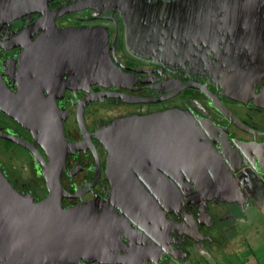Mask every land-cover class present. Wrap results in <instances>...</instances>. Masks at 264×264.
Here are the masks:
<instances>
[{
	"label": "flooded vegetation",
	"instance_id": "obj_1",
	"mask_svg": "<svg viewBox=\"0 0 264 264\" xmlns=\"http://www.w3.org/2000/svg\"><path fill=\"white\" fill-rule=\"evenodd\" d=\"M65 30L102 42L100 74L86 71L84 51L69 59L62 35V60L43 72L41 38ZM26 94L54 100L47 126L61 125L70 145L61 208L95 203L113 221L102 260L228 264L225 244L240 242L253 253L247 228L264 218V0H0V140L29 156L13 150L0 171L38 203L48 158L11 117L25 119ZM175 109L185 112L171 120ZM126 122L133 141L114 166L106 130ZM115 176L124 195H110Z\"/></svg>",
	"mask_w": 264,
	"mask_h": 264
},
{
	"label": "water",
	"instance_id": "obj_2",
	"mask_svg": "<svg viewBox=\"0 0 264 264\" xmlns=\"http://www.w3.org/2000/svg\"><path fill=\"white\" fill-rule=\"evenodd\" d=\"M92 32H89L91 39L86 43L81 42V38L87 39V33L78 35L70 30L54 31L56 36L51 35V38L43 36L41 39L43 42L46 39L47 44L42 51H38L42 56L43 72L49 66H53L56 62L60 63L62 60L63 52L56 50L55 46V40H60L59 35H62V38L66 40L62 39V44L67 45L69 59L71 54L75 56V61H79L84 51L85 59L88 58L86 71L100 74L104 65L101 55L107 56V54L102 51V42L95 41L96 37ZM65 33L68 37L64 36ZM29 59V57L26 58L27 69L33 70L34 66L30 65L33 63ZM105 60L110 63L108 56ZM20 97L25 98L21 102L26 111L23 115L25 119L22 120L13 114L11 117L32 132L35 143L43 148L48 158L43 172L48 195L42 201L34 203L31 197L19 195L0 171V264H81L82 262L84 264H110L96 258L95 255L99 252L102 254L106 248L105 231L113 221H107V218L103 217V211L95 212L96 206L93 210H86L85 205L69 209L61 208L60 200L64 192L60 185V176L66 150L70 145L63 135L61 125H55L51 129L47 126L51 119V112L47 111L57 109L54 100L26 94V96H17L18 102ZM166 112H171V120H175L178 112L185 111L175 109ZM53 119L56 122L58 117L53 116ZM131 141L133 140H122L118 148L114 140L111 153L109 152L110 164L116 166L120 147L123 150L122 157L126 156L124 148L131 146ZM189 141L192 139L188 138L187 142ZM61 146L64 147L61 148ZM23 147L31 151L37 161L39 160L40 155L33 149L34 144H26ZM110 181V195L117 196L120 192L122 193L120 186L123 181L117 180L116 176ZM110 245H113V242Z\"/></svg>",
	"mask_w": 264,
	"mask_h": 264
},
{
	"label": "rangeland",
	"instance_id": "obj_3",
	"mask_svg": "<svg viewBox=\"0 0 264 264\" xmlns=\"http://www.w3.org/2000/svg\"><path fill=\"white\" fill-rule=\"evenodd\" d=\"M230 109L233 111L234 108L233 106H230ZM106 108V107H103ZM235 111V110H234ZM111 112H118L117 111H111ZM264 114H262L261 116H263ZM74 124L72 122H68L66 124V130L67 132H71V130L74 128L73 127ZM5 143L3 141L0 140V167H3V163L5 162L6 159H9L10 154L12 153V151L14 150V152L17 154V156L19 157L20 160H28L29 156L28 154L24 151V150H20L17 149L18 147L16 146H11L10 149L6 150L5 148ZM7 151H10L9 153H7ZM21 162V161H20ZM35 195H38V193H35ZM247 212L246 215H248V217H250L254 212ZM258 214H256L257 216ZM262 215H260L258 222L256 220V222L254 221H250V225L246 226L247 228V236L250 239V243H248L247 245L250 246L249 248H253V253L251 254V252H247L246 248H248L245 243L243 245H245V247H243V245H241L240 243H238L236 246L234 244H230V246L228 244H225L226 253H222V255L227 257V261L228 264H251L252 261L258 263V264H264V235H262V229L264 228V218L261 217ZM247 223H244L243 225H246ZM241 225V227L243 226ZM240 225H238V229L237 231H239V228H241ZM259 228L261 229V232L259 230ZM260 233V235H259ZM260 243V244H259ZM232 248H234L235 252H233L234 254H236V252L243 250L244 252L240 253L238 256L237 255H229L230 250H232ZM217 262V264H222L221 261L215 260V263ZM213 264V262H212Z\"/></svg>",
	"mask_w": 264,
	"mask_h": 264
},
{
	"label": "bare ground",
	"instance_id": "obj_4",
	"mask_svg": "<svg viewBox=\"0 0 264 264\" xmlns=\"http://www.w3.org/2000/svg\"><path fill=\"white\" fill-rule=\"evenodd\" d=\"M91 75L93 74V72L90 73ZM131 122H126V123H118L116 125H114L113 127H110L109 129L106 130V145L107 147L110 149V153H111V146H113L114 144V140L116 141V146L119 148L120 144L122 143V140L127 141V139H125L126 136H128V138L130 137V135H128V131H124L122 129V125H130ZM126 129V128H124ZM130 129V128H129ZM127 130V129H126ZM123 137H120V136ZM131 138V137H130ZM117 148V149H118ZM112 159V158H111ZM114 162V161H113ZM95 207V203H91V204H85V208L86 210H93V208ZM103 254H101V252H99L98 254L95 255L96 258L98 259H102Z\"/></svg>",
	"mask_w": 264,
	"mask_h": 264
},
{
	"label": "crops",
	"instance_id": "obj_5",
	"mask_svg": "<svg viewBox=\"0 0 264 264\" xmlns=\"http://www.w3.org/2000/svg\"><path fill=\"white\" fill-rule=\"evenodd\" d=\"M262 229V235H264V228H261ZM261 229L259 228V230H260V232H261ZM259 235H260V233H259ZM260 244V243H259ZM264 245V244H263ZM253 251V250H252ZM251 264H258V263H256V262H254V261H252V263Z\"/></svg>",
	"mask_w": 264,
	"mask_h": 264
}]
</instances>
